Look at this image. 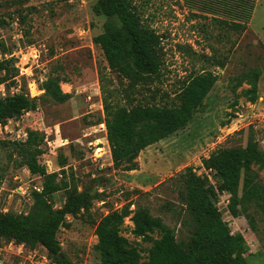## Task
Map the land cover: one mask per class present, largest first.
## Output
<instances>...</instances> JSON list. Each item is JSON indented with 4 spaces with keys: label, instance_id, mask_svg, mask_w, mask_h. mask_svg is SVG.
<instances>
[{
    "label": "rangeland",
    "instance_id": "374dc122",
    "mask_svg": "<svg viewBox=\"0 0 264 264\" xmlns=\"http://www.w3.org/2000/svg\"><path fill=\"white\" fill-rule=\"evenodd\" d=\"M97 1L0 0V52L12 57L18 69L12 76L9 65L0 97L26 89L38 98L35 110L8 120L6 128L0 126V211L27 214L34 202L31 193L41 189L43 178L28 171L13 145L33 131L42 140L38 161L46 172L56 173L59 180L63 169L68 189L85 188L97 196L87 211L67 216L57 232L62 251L74 264H100L95 223L124 205L147 209L173 230L178 241L187 240L178 183L186 167L208 178L223 221L232 235L243 239L246 263L264 264V213L252 206L245 213L239 207L230 209V194L216 189V171L202 166V160L219 148L245 146L250 133L264 153V0H256L244 30L209 10L208 0H133L143 23L161 36L162 47L159 76L134 88L109 68L92 41L107 22L93 12ZM205 71L216 75V81L187 125L144 148L136 169L115 168L106 141L102 93L118 105L130 100L171 105L182 82ZM255 71L257 96L250 103L242 94L249 88L242 75L253 76ZM56 77L61 91L69 94L63 103L41 89L44 81ZM250 175L252 184L258 183L264 192V167L251 164ZM65 199L66 191L60 190L49 202L57 209ZM260 202L264 205V198ZM130 216L124 218L122 235L144 261L151 242L131 233ZM0 264L55 263L40 245L0 239Z\"/></svg>",
    "mask_w": 264,
    "mask_h": 264
},
{
    "label": "trees",
    "instance_id": "16d2710c",
    "mask_svg": "<svg viewBox=\"0 0 264 264\" xmlns=\"http://www.w3.org/2000/svg\"><path fill=\"white\" fill-rule=\"evenodd\" d=\"M27 1L20 0L21 3ZM255 3L256 0H208L205 6L231 18L230 25L244 30ZM93 12L107 18L103 32L92 41L102 50L109 68L124 77L130 88L157 78L162 65L161 36L143 23L134 1L98 0ZM3 24L0 21V27ZM13 61L12 57L0 60V72H3L0 83L7 80L9 65L14 69L12 76L18 74ZM257 76L256 71L253 76L242 75L249 85L242 94L250 103L256 100ZM215 81L216 75L210 71L190 75L182 82L171 105L132 103V100L126 105H118L103 92V123L113 166L126 171L136 169V158L144 148L187 125L200 110ZM41 89L57 103L69 98V94L61 91L57 77L44 81ZM37 99L30 97L26 89L0 97V125L35 110ZM41 141L38 133L29 131L25 140L13 142L28 171L41 176L43 181L41 189L31 193L34 202L27 214L0 211V239L28 247L40 245L53 263L74 264L62 251L57 232L67 216L74 217L81 210L87 211L97 196L85 188L80 191L68 189L63 180V169L59 180L56 173H47L38 161L43 153ZM251 164L264 167V153L251 133L245 146L219 148L202 160L204 168L214 169L217 173V191L230 194V209L239 207L241 213H245L252 206L264 213V205L260 202L264 192L258 183L250 181ZM178 183L181 187L179 200L184 209L181 224L187 227V240L178 241L173 230L147 209L130 210L124 205L120 209H111L95 223V250L100 264H247L243 239L232 235L223 221L208 178L196 174L192 167H186L179 174ZM60 190L66 191V199L60 208L54 209L49 197ZM130 214L131 233L151 242L144 261L140 260L137 248L122 235L124 218ZM155 233L157 237L153 236Z\"/></svg>",
    "mask_w": 264,
    "mask_h": 264
},
{
    "label": "built area",
    "instance_id": "2783aa9c",
    "mask_svg": "<svg viewBox=\"0 0 264 264\" xmlns=\"http://www.w3.org/2000/svg\"><path fill=\"white\" fill-rule=\"evenodd\" d=\"M8 55L7 54H2L1 52H0V60H2L3 58H6ZM10 56V55H9ZM1 97H3V96H1ZM0 126H2V125H0ZM3 127L4 128H6V125H3ZM23 137H26L25 136V134H23ZM24 139H22V141H23ZM46 166H47V163H46Z\"/></svg>",
    "mask_w": 264,
    "mask_h": 264
}]
</instances>
